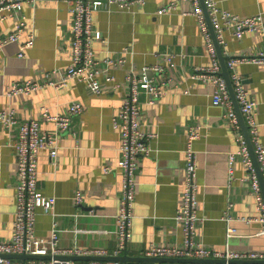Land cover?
Returning <instances> with one entry per match:
<instances>
[{
	"label": "crops",
	"instance_id": "crops-1",
	"mask_svg": "<svg viewBox=\"0 0 264 264\" xmlns=\"http://www.w3.org/2000/svg\"><path fill=\"white\" fill-rule=\"evenodd\" d=\"M69 0L25 2L22 11L27 29L17 42L0 48V110H13L22 121L40 118L42 107L51 114L65 113L72 101L82 104L81 115L72 119L70 132L57 137V156L52 163L47 150L37 154V186L46 197H53V215L35 210L34 236L46 241L53 230L62 249L109 254L118 250L117 222L122 189V173L116 167L121 160L120 128L113 126L123 100L128 94L125 77L138 74L144 66L161 65L163 73L155 80L165 90L154 104L140 95L139 128L150 134L149 156L136 158L135 197L127 248L119 256L145 257L152 246L184 248V230L175 221L186 180L184 163L188 129L199 125L200 136L192 143L196 186L195 213L202 219L194 227V240L205 248L224 252H264L263 223L258 221L256 196L245 180L246 169L239 157L233 163L234 180L228 186V152L237 149L236 134L224 117V108L212 104L214 84L192 78L195 68L210 67L212 59L193 6L178 3L175 10H159L178 0H142L129 8L102 0L92 12V27L102 41H94L95 57L123 56V62L111 66L101 77L102 92L91 93L84 83L71 79L60 88L45 87L28 95H7L12 82L43 79L55 71L60 80L72 62L73 16ZM217 6L239 18L261 13L264 0H215ZM12 19L0 25L3 33L12 29ZM34 31L35 40L24 57L17 54L20 45ZM220 45L224 57L256 56L264 46V31L257 29L238 38L232 29L223 32ZM172 56L169 65L164 56ZM219 62V59H218ZM220 65V63H219ZM221 68V66H220ZM243 79L254 103L253 116L264 147V63H239L229 72ZM111 81H106V76ZM163 83V84H162ZM117 85V86H115ZM43 130L54 132L53 123L42 122ZM17 127L9 131L0 126V242L12 237L16 208L17 159L13 143ZM109 172L105 173L104 168ZM80 193L81 203L75 195ZM262 193V192H261ZM228 214L234 236H226ZM239 218H256L250 222ZM72 262L88 261L91 256H70ZM112 255L103 256L113 261ZM121 264L140 262L127 261ZM245 262V261H241ZM154 262H141L150 264ZM212 264H224L213 259ZM243 264V263H239Z\"/></svg>",
	"mask_w": 264,
	"mask_h": 264
},
{
	"label": "built area",
	"instance_id": "built-area-1",
	"mask_svg": "<svg viewBox=\"0 0 264 264\" xmlns=\"http://www.w3.org/2000/svg\"><path fill=\"white\" fill-rule=\"evenodd\" d=\"M36 0H0V25L7 19H12V29L3 33L0 29V48L7 44L17 42L27 29L26 17L22 11L25 2L34 3ZM109 3H116L120 8H129L134 3H141L142 0H108ZM189 2L193 6L192 12H183V15L196 16L200 28L207 42L208 52L212 59L210 67L195 68L192 78L201 82H212L214 92L212 104L224 108V117L229 123L230 129L236 134L237 149L228 152V186L234 180L233 163L239 157L243 163L247 180L256 196L257 209L261 213L258 221L263 223L264 234V198L261 193V186L255 169L247 141L242 132L237 112L234 108L227 84L221 75V68L218 62L216 49L209 32L204 9L200 0H178L172 2L159 10L160 14H166L175 10L178 3ZM69 9L73 16L71 27L72 34V62L62 73L60 80H55V71L44 74L42 80H23L12 82L7 87V95L18 94L28 95L45 87L55 89L62 88L68 80L74 79L84 83L86 88L93 94L99 95L102 92L100 77L111 67L123 62V56L106 55L102 59L95 57L92 43L102 41L101 35L92 27V12L96 7L102 5V0H69ZM203 5L208 15L209 22L213 28L218 45L224 44L223 32L232 29L236 37L240 38L247 32L257 29L264 31V17L258 13L251 17L239 18L227 11L221 10L215 0H203ZM35 40L34 31L28 33L27 39L20 45L18 57H24L25 51L33 46ZM164 60L171 65L172 56H164ZM264 63V46L256 56H235L227 58L225 65L230 72L239 63ZM165 68L155 64L142 67L138 74L130 71L126 77L128 94L124 98L121 109L116 118L113 119V126L120 128L121 160L116 167L122 173V189L119 200L118 212L115 215L117 222L118 250L108 253L104 249L94 251H82L79 249H62L59 247V237L56 230H53L50 239L41 241L34 236L35 210L41 208L46 213L53 215L55 199L44 196L37 186V154L40 150H47L52 163H55L57 156V137L60 133L70 132L72 119L81 115L83 106L77 101H72L67 106L65 113L51 114L46 107H42L40 118L22 121L17 118L13 110H0V126L9 131L17 127V137L13 148L17 159V182H16V208L12 223V237L8 242H0V264H121L119 261L88 260L75 263L67 259L70 256H91L103 257L112 255L114 257L126 250L130 234L132 220V206L135 197L134 175L137 170L136 158L138 156H149L150 148L147 144L150 134H146L139 128L140 117V95L146 97L147 104H154L165 94L162 85L157 83L155 77L163 73ZM113 77L106 76L105 80L111 81ZM234 92V98L238 105L243 122L247 127L248 137L253 148L255 160L264 180V147L262 146L258 127L253 116L254 103L248 91L244 87L243 79L235 74L229 76ZM163 84V83H162ZM117 86V85H115ZM42 122L53 123L54 132L50 133L41 127ZM200 126L195 124L189 127L187 144L185 149L186 159L184 170L186 180L182 192L181 204L175 215V221L184 230V248L157 247L152 246L145 251L147 258H181V259H222L224 264H236V261L258 260L264 261L263 253L235 252L225 250L219 252L205 248L201 243L194 240V227L198 221H202L195 213V192L196 186L193 182L195 162L192 143L199 138ZM105 173L109 168H104ZM76 203H81L80 193L75 195ZM222 219L226 222V236L228 239L234 236L235 229L230 226L233 221L228 214ZM240 221L250 222L256 218H239ZM11 254L37 255L43 257L39 260L20 261L9 258ZM141 264V263H135ZM150 264H210V263H160Z\"/></svg>",
	"mask_w": 264,
	"mask_h": 264
},
{
	"label": "water",
	"instance_id": "water-1",
	"mask_svg": "<svg viewBox=\"0 0 264 264\" xmlns=\"http://www.w3.org/2000/svg\"><path fill=\"white\" fill-rule=\"evenodd\" d=\"M200 2H201V5H202V7L204 9V14H205V17H206V20H207L209 32L211 34V38L213 40V43H214V46H215V49H216V53H217V56H218V59H219V63H220V66H221V75L223 76V78L226 81V84H227L231 99H232L233 104H234V108H235V110L237 112V115L239 117L241 128H242V132H243V134L245 136V139L247 141L249 150L251 152V156H252V159L254 161L255 169H256L257 176H258V179H259V183H260V186H261V192H262V195H263V198H264V180H263V177H262V175H261V173L259 171V166H258V164H257V162L255 160V155H254V152H253V148H252V145L250 143V139H249L248 133H247V127L245 126V124L243 122L242 116H241V114L239 112V109H238V105H237V103L235 101V98H234V92H233V89H232V86H231V82H230V79H229V71L227 70L226 65H225L226 57L223 56L221 48H220V46L217 43L213 28H212V26H211V24L209 22L207 12H206L205 7L203 5V0H200ZM7 256L9 258H11V259L20 260V261L39 260V259L43 258V257L37 256V255H26V254H11V255H7ZM72 258L73 257H67V259H69V260H71ZM110 258L113 261H121V262H125V263H127V261L140 262V263L141 262H160V263L178 262V263H210V264L213 263V259L200 260V259H181V258H147V257H129L127 255H122V256H117V257H110ZM105 259L106 258H100V257H89L88 258V260H105ZM239 263H243V264H264V261H258V260H249V261H245V262L236 261V264H239Z\"/></svg>",
	"mask_w": 264,
	"mask_h": 264
}]
</instances>
